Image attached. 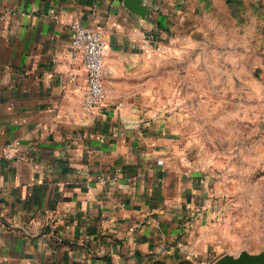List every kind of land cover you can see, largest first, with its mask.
<instances>
[{
    "label": "crops",
    "instance_id": "1",
    "mask_svg": "<svg viewBox=\"0 0 264 264\" xmlns=\"http://www.w3.org/2000/svg\"><path fill=\"white\" fill-rule=\"evenodd\" d=\"M142 4L0 0V264L210 263L221 155L201 135L264 133V45L200 47L191 0ZM76 23L109 44L92 108Z\"/></svg>",
    "mask_w": 264,
    "mask_h": 264
},
{
    "label": "rangeland",
    "instance_id": "2",
    "mask_svg": "<svg viewBox=\"0 0 264 264\" xmlns=\"http://www.w3.org/2000/svg\"><path fill=\"white\" fill-rule=\"evenodd\" d=\"M191 1L195 8L194 28L199 30L196 40L201 41L196 45L202 47L204 43L221 49L228 38L237 34L246 43L249 39L250 61L257 60V55H253L255 43L258 47L264 45V0ZM153 49L148 54L162 55L164 61H170L169 53ZM250 123V119H243L247 131L243 129L238 135L227 122L224 140H219L222 147L215 150L218 133L201 135L207 146L212 147L211 151L221 155L204 166L211 175L210 185L218 207L211 228L214 245L209 264L223 256L264 251V133L251 135ZM256 137L260 141L258 148L251 146L252 138ZM240 142L241 150L234 149V143Z\"/></svg>",
    "mask_w": 264,
    "mask_h": 264
},
{
    "label": "built area",
    "instance_id": "3",
    "mask_svg": "<svg viewBox=\"0 0 264 264\" xmlns=\"http://www.w3.org/2000/svg\"><path fill=\"white\" fill-rule=\"evenodd\" d=\"M72 30L73 48L80 54L87 72L85 104L92 108L103 104L105 100V79L108 74L105 61L109 54V44L97 30L77 23Z\"/></svg>",
    "mask_w": 264,
    "mask_h": 264
},
{
    "label": "water",
    "instance_id": "4",
    "mask_svg": "<svg viewBox=\"0 0 264 264\" xmlns=\"http://www.w3.org/2000/svg\"><path fill=\"white\" fill-rule=\"evenodd\" d=\"M143 0H125V4L131 9L137 11L146 17L149 7L142 4ZM212 264H264V251L259 254L242 252L238 256H223Z\"/></svg>",
    "mask_w": 264,
    "mask_h": 264
}]
</instances>
